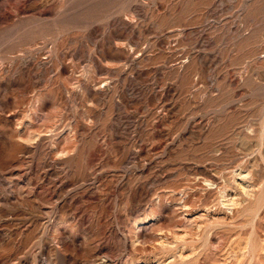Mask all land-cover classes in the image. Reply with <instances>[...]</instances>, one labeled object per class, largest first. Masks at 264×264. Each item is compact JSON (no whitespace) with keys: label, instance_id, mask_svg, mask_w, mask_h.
I'll list each match as a JSON object with an SVG mask.
<instances>
[{"label":"rangeland","instance_id":"1","mask_svg":"<svg viewBox=\"0 0 264 264\" xmlns=\"http://www.w3.org/2000/svg\"><path fill=\"white\" fill-rule=\"evenodd\" d=\"M157 262L264 264V0H0V264Z\"/></svg>","mask_w":264,"mask_h":264},{"label":"bare ground","instance_id":"2","mask_svg":"<svg viewBox=\"0 0 264 264\" xmlns=\"http://www.w3.org/2000/svg\"><path fill=\"white\" fill-rule=\"evenodd\" d=\"M235 175L238 178V181L236 182V186L239 188V190L242 191L244 193V195L246 194L248 196L249 194H251L252 189H253L255 184L249 180V176H250L249 173L247 171L238 170L235 172ZM205 182H206V180H205ZM207 182L211 183L209 181H207ZM221 201H223V203L227 204V206H233V205H237L239 203V200L236 197L235 192H233V191L224 192L222 195ZM163 241H164V239H163ZM157 264H158V262H157Z\"/></svg>","mask_w":264,"mask_h":264}]
</instances>
